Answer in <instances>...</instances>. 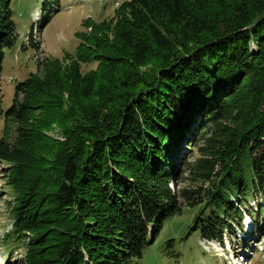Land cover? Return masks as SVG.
<instances>
[{
    "label": "trees",
    "instance_id": "16d2710c",
    "mask_svg": "<svg viewBox=\"0 0 264 264\" xmlns=\"http://www.w3.org/2000/svg\"><path fill=\"white\" fill-rule=\"evenodd\" d=\"M11 2L0 0V78L18 35ZM208 2H124L111 43L95 34L103 22L69 67L45 60L15 85L0 161L19 192L12 232L31 235L22 264H139L180 200H205L188 234L222 244L250 214L245 201L264 195V0ZM90 60L127 75L82 74ZM54 124L60 141L45 134ZM183 145L199 152L186 176L209 188L177 190L164 162Z\"/></svg>",
    "mask_w": 264,
    "mask_h": 264
},
{
    "label": "rangeland",
    "instance_id": "374dc122",
    "mask_svg": "<svg viewBox=\"0 0 264 264\" xmlns=\"http://www.w3.org/2000/svg\"><path fill=\"white\" fill-rule=\"evenodd\" d=\"M128 1L130 0H59L55 4L50 0H12L11 9L18 35L14 47L4 51L0 108L5 110L10 106L16 84L29 74L38 76L42 73L45 60L56 61L63 68L73 64L79 45H87L84 38L95 33V27L103 22L108 25L106 24V28L100 27L95 34L102 43H111L119 17L117 10ZM206 1L211 5L228 6V10L231 4L230 0ZM222 12L226 14L224 10ZM47 15L50 16V21L41 28ZM122 16L128 19L127 14L123 13ZM251 47L255 49L253 43ZM80 68L82 74L92 72L100 75L102 82H117L127 75L123 69L117 73L107 72L99 67L97 60L81 63ZM2 129L3 118H0V136ZM60 129L54 124L45 134L60 141ZM182 149L189 152L183 155L182 152H176L164 162L170 163L176 172L174 182L177 190L209 188V183L193 182L186 176L187 163H192L199 157L197 149H190L185 145ZM184 157L186 164H183ZM9 168L10 164L0 161V264H22L25 245L31 235L26 233L16 236L12 232L19 192L11 183L13 177L10 176ZM180 203L181 212L164 220L154 242L143 248L139 264H264V195L245 201L242 208L249 210L250 214H242L241 225L231 224L232 228L223 235L222 244L202 240L198 232L188 234V228L204 210L205 200L196 207H188L182 200ZM234 204L237 206L236 202ZM170 241L172 244L168 246Z\"/></svg>",
    "mask_w": 264,
    "mask_h": 264
},
{
    "label": "water",
    "instance_id": "95a60500",
    "mask_svg": "<svg viewBox=\"0 0 264 264\" xmlns=\"http://www.w3.org/2000/svg\"><path fill=\"white\" fill-rule=\"evenodd\" d=\"M148 243H151V241H149Z\"/></svg>",
    "mask_w": 264,
    "mask_h": 264
}]
</instances>
